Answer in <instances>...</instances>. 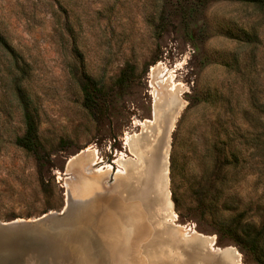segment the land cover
<instances>
[{
  "label": "rangeland",
  "instance_id": "rangeland-1",
  "mask_svg": "<svg viewBox=\"0 0 264 264\" xmlns=\"http://www.w3.org/2000/svg\"><path fill=\"white\" fill-rule=\"evenodd\" d=\"M0 39V222L58 215L71 191L116 206L114 232L100 212L33 222L63 251L48 264H256L234 238L264 223V3L0 0ZM25 115L30 150L16 145ZM152 158L161 192L146 191ZM2 233L5 264L34 245Z\"/></svg>",
  "mask_w": 264,
  "mask_h": 264
},
{
  "label": "bare ground",
  "instance_id": "bare-ground-1",
  "mask_svg": "<svg viewBox=\"0 0 264 264\" xmlns=\"http://www.w3.org/2000/svg\"><path fill=\"white\" fill-rule=\"evenodd\" d=\"M168 128H170V127L168 126ZM164 138L166 139V137H164ZM147 162H149V164L146 165V167H147L146 168L147 180H145L146 191L149 190L150 187H152V185L154 184L155 186L158 187V191L161 192L163 186H160V187L158 186L159 185L158 173L155 169L157 166V161L155 158H152V159H150V161H147ZM90 166L96 168L94 173H96L98 175L100 173L103 174L104 172H110V170H111L110 166L100 167V166H97V163H95V162H94V164H91ZM105 168H106V170H104ZM162 168H163V166H162ZM89 169L90 168H88V170ZM161 170H163V169H161ZM125 171H127V170H125ZM125 174L126 173L123 171V169H120V170L118 169V170H116L114 177L121 176V175L125 176ZM94 185H95V182L87 183V185L83 186V192L84 193L92 192V194H93L92 196L94 197L95 194H98L95 192L96 190L94 189V187H95ZM114 188L116 189L119 187H118V185H115ZM143 194H146V193H143ZM98 196H100V195L98 194ZM91 201H92L91 196L86 197L85 199L75 198L72 196L71 191H69L67 194L66 207L60 214L58 213V215H55L53 213H50L48 215H45L44 217H41V218H38L35 220H31V221L15 220V221H12L9 223L0 222V227L2 229H7V228L10 229V230H6L2 234H4L5 236L28 234L29 232L25 233L27 229L24 228L23 226L33 224V222H36V223L39 222V224H40L43 219L44 220L48 219L50 221V223H48V225H46L47 230H52V231L54 230L55 231V229L57 230L58 228L65 229V228L74 227V226L82 227L84 225V223H87L90 220L92 221V219L94 218V212H96V213L100 212L98 214V216H100L98 228L100 230H102L106 235L113 233L114 227H115L113 224V223H115L114 215H113L115 213V211H113V210L117 209V207L112 206L111 211H110L111 214H108V213H104V211L102 210L103 203H99V204L97 203L98 209L96 210V206H95L96 204L95 203L93 204V202H91ZM51 217H54V218H51ZM110 219L113 223L110 221ZM44 226H45V224H44ZM20 227H22V228H20ZM141 228H142L141 226H138L135 228L136 234L142 232ZM35 229H36L35 233H41V235H42V233L43 234L46 233L44 230L40 229L39 226L36 227ZM68 238H70V237H68ZM74 239L76 240V247L78 249H80L81 251L85 252L90 248L88 245V242H90V240L80 238V237L79 238L75 237ZM65 242L68 243L71 241L65 240ZM209 249L215 250L212 242L209 245ZM97 264H99V263H97Z\"/></svg>",
  "mask_w": 264,
  "mask_h": 264
},
{
  "label": "trees",
  "instance_id": "trees-1",
  "mask_svg": "<svg viewBox=\"0 0 264 264\" xmlns=\"http://www.w3.org/2000/svg\"><path fill=\"white\" fill-rule=\"evenodd\" d=\"M252 3H257L258 5L262 6L264 0H251ZM0 44L3 48L8 49L6 42L0 39ZM83 92V106L89 109L93 103L91 99V95L87 92L85 88L82 89ZM25 122V131L20 138H17L16 145L22 147L24 149L30 150L33 148L35 144V135H34V124L31 121L28 115L24 116ZM237 231V227H229L226 229L227 233L235 234ZM243 233L242 238H234V242L240 248L244 249L247 252L251 259L256 264H264V223L261 225L259 229L255 227H251L250 225L244 226V229L240 230Z\"/></svg>",
  "mask_w": 264,
  "mask_h": 264
},
{
  "label": "water",
  "instance_id": "water-1",
  "mask_svg": "<svg viewBox=\"0 0 264 264\" xmlns=\"http://www.w3.org/2000/svg\"><path fill=\"white\" fill-rule=\"evenodd\" d=\"M24 228H26V233L28 234H24L22 236L19 235H13V236H6L8 242H18L20 244V242L24 241V243H33L34 245L32 246H23L24 248L20 249V252L17 251V248H12L9 247V251H13L17 254H19L18 256H12L11 260H9V262H11V264H22L23 260H28V258H34L36 257V260H39V262H41L40 264H48V262L50 263H54L55 258H61L63 251L60 250H56V251H49L47 249H50V243L52 240H49L48 238H46V234L41 235V233H35L36 232V227L30 225H24ZM22 228V227H20ZM38 229V228H37ZM6 230H10V229H2L0 227V232H5ZM5 237V238H6ZM49 237V236H48ZM4 240L3 238H0V264H5V260H3L2 258L5 257L6 255V249H3V245H4ZM35 244H37V246L39 244L41 245V248L39 249L38 247L35 246ZM15 246H19V245H15ZM40 246V245H39ZM17 251V252H16ZM60 256V257H59ZM21 259H23L21 261ZM54 260V261H53Z\"/></svg>",
  "mask_w": 264,
  "mask_h": 264
},
{
  "label": "crops",
  "instance_id": "crops-1",
  "mask_svg": "<svg viewBox=\"0 0 264 264\" xmlns=\"http://www.w3.org/2000/svg\"><path fill=\"white\" fill-rule=\"evenodd\" d=\"M200 236V235H199ZM200 237H202V236H200ZM226 254H230L231 255V253L230 252H225Z\"/></svg>",
  "mask_w": 264,
  "mask_h": 264
}]
</instances>
